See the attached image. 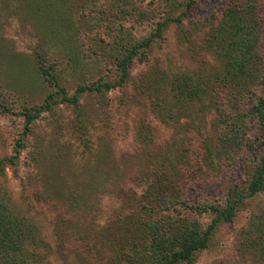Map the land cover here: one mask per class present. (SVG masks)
I'll use <instances>...</instances> for the list:
<instances>
[{
	"label": "rangeland",
	"instance_id": "rangeland-1",
	"mask_svg": "<svg viewBox=\"0 0 264 264\" xmlns=\"http://www.w3.org/2000/svg\"><path fill=\"white\" fill-rule=\"evenodd\" d=\"M52 2L63 7L61 11L71 21L72 50L66 39L59 41L34 17L0 18L4 38L0 44V89L9 93L16 108L13 114L0 113V160L16 156L19 139L26 144L14 165L5 162L0 200L10 206L15 218L30 226L35 240L28 245L29 251L39 264H118V259L125 264L132 242L113 224L127 213L124 197L117 195L122 193L120 189L138 195L144 192L146 187L137 180L141 179L139 169L155 171L137 158L147 161L144 155L150 153L167 152L177 161L180 191L188 201L185 213L205 228L215 218L213 209L225 207L231 183H248L253 161L264 156V143L256 142L242 154V161L224 162L222 154H215L221 135L197 131L205 121L206 130H210V114L205 116L195 103L189 112L179 109L173 121L160 119L150 109L144 111L145 104L153 109L154 100L145 102L139 97L138 79L156 74L164 75L166 81L173 74L195 70L201 60L218 71L207 39L213 31L211 20L215 23L220 18L230 0H195L188 12L190 0ZM261 5L264 15V0ZM169 17L181 22H168L158 36V23ZM148 40L151 46L140 48L124 86L104 96L86 93L77 104H57L26 131L21 104L41 105L49 94L59 92L57 85L43 76L40 62L54 68L58 86L72 97L78 87L116 81L115 59L123 58L131 44ZM37 51L45 57L42 61H35ZM262 54L264 58V31ZM54 64L58 65L56 71ZM214 78L217 82V76ZM164 80L162 96L168 90ZM216 85L220 96L230 95L222 83ZM247 100L244 97V102ZM145 123L157 138L151 149L139 140L147 136L140 131ZM248 124V136L257 139L256 126ZM202 205L207 206V213L196 208ZM261 215L264 193L246 200L233 222L218 227L209 248L196 256V264H264L262 257L246 256L243 260L240 255L250 222L256 216L255 221L260 222Z\"/></svg>",
	"mask_w": 264,
	"mask_h": 264
},
{
	"label": "trees",
	"instance_id": "trees-1",
	"mask_svg": "<svg viewBox=\"0 0 264 264\" xmlns=\"http://www.w3.org/2000/svg\"><path fill=\"white\" fill-rule=\"evenodd\" d=\"M52 1L55 0H0V18L8 21L6 17H34L48 30H52L59 41L63 40L61 42L64 43L66 39L72 50L71 21L61 11L63 7L53 6ZM194 2L195 0H190L187 12ZM261 6V0H230L226 8L221 10L220 18L215 23L211 20L213 31L207 41L218 63V71L210 68L208 61L201 60L203 62H199L195 70L173 74V77L166 81L164 75L156 74L149 75L146 79L140 76L138 79L139 97L145 102L147 99L154 100L151 104L153 109L145 104L144 111L150 109L152 114L160 119L166 117L168 121H173L179 109L189 112L190 106L195 103L205 116L210 114L213 118L210 130H206L205 121L203 129L198 128L197 131L202 132V135H221L215 154H222L224 162L229 164L242 161L245 156L242 154L252 149L259 140L264 143V15L260 12ZM168 22L179 23L181 20L169 17L166 22L158 23V36H161V30ZM3 39L0 31V44ZM131 46L123 58L115 59L114 65L118 72L116 81L105 80L104 83L99 81L96 86L78 87L72 97L65 88L58 86L56 75L53 74L54 68H46L45 63L40 62L39 69L42 70L43 76L49 82H54L59 92L49 94L41 105L30 107L28 104H21L20 114L25 118L26 131L31 130L30 127L41 114L51 111L57 104H77L86 93L104 96L113 89L124 86L131 77V69L135 57L140 54V48L149 49L151 40ZM75 50L78 52V49ZM2 52L3 50H0V54ZM36 56L35 61L45 58L40 52L36 53ZM54 66L56 71L58 65ZM215 76L217 82L214 80ZM163 80L168 83L164 96ZM217 83H222L229 89L228 97L220 96ZM8 94L0 89L2 114H13L16 110L13 107V98ZM244 97L248 98L246 102ZM248 121L256 126L257 139L248 136ZM150 128L151 126L145 123L140 131L147 136L139 137L141 144L149 149L157 140ZM25 148L23 139H19L16 156L0 160V174L5 170V162L14 165L15 159L17 160ZM176 154L179 159L181 154L178 151ZM144 156L147 161L137 158L138 161L145 162V166L155 171L149 173L147 169H139L141 179L137 180L141 182L140 186L146 187L144 192L138 195L132 193V190L129 193L120 189L122 193L117 195L124 197V209L127 213L124 217L119 215L113 224H116L125 239L132 242L129 252L127 249L125 264H196V256L209 248L218 227L223 223L233 222L238 209L246 200L264 193V156H258L253 161L248 183H231L225 207H215L212 212L215 218L204 228L193 216L185 213L188 201L183 197V191H180L181 179L176 170L177 161L170 159L167 152ZM183 157L182 155L181 158ZM95 187L99 186L95 183ZM1 201L0 264H39V260L28 249V245L33 244L35 240L33 232L29 230L30 226L23 219L15 218L10 206ZM196 208L203 210L202 214L208 212L207 206ZM256 217L250 222L245 240L241 242L240 255L243 260L246 256L264 258V215L260 216V222L255 221L258 219ZM117 262L121 264L119 259Z\"/></svg>",
	"mask_w": 264,
	"mask_h": 264
}]
</instances>
